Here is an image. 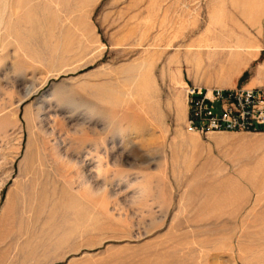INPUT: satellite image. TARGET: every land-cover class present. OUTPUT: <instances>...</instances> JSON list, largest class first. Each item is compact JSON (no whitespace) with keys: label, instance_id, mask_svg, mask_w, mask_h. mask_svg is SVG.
I'll use <instances>...</instances> for the list:
<instances>
[{"label":"rangeland","instance_id":"rangeland-1","mask_svg":"<svg viewBox=\"0 0 264 264\" xmlns=\"http://www.w3.org/2000/svg\"><path fill=\"white\" fill-rule=\"evenodd\" d=\"M233 85L264 0H0V264H264V131L185 130Z\"/></svg>","mask_w":264,"mask_h":264},{"label":"built area","instance_id":"built-area-1","mask_svg":"<svg viewBox=\"0 0 264 264\" xmlns=\"http://www.w3.org/2000/svg\"><path fill=\"white\" fill-rule=\"evenodd\" d=\"M190 134L258 133L264 131V86L186 90Z\"/></svg>","mask_w":264,"mask_h":264},{"label":"crops","instance_id":"crops-1","mask_svg":"<svg viewBox=\"0 0 264 264\" xmlns=\"http://www.w3.org/2000/svg\"><path fill=\"white\" fill-rule=\"evenodd\" d=\"M237 87L236 85H233L231 88ZM186 116H187V107H186Z\"/></svg>","mask_w":264,"mask_h":264}]
</instances>
